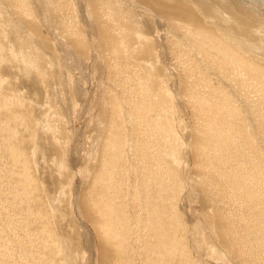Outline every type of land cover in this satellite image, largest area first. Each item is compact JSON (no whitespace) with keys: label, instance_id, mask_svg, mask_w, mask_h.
<instances>
[{"label":"rangeland","instance_id":"374dc122","mask_svg":"<svg viewBox=\"0 0 264 264\" xmlns=\"http://www.w3.org/2000/svg\"><path fill=\"white\" fill-rule=\"evenodd\" d=\"M27 1L0 0V264H264V0Z\"/></svg>","mask_w":264,"mask_h":264},{"label":"bare ground","instance_id":"6f19581e","mask_svg":"<svg viewBox=\"0 0 264 264\" xmlns=\"http://www.w3.org/2000/svg\"><path fill=\"white\" fill-rule=\"evenodd\" d=\"M28 1H29V0H28ZM28 1H27V2H28ZM24 3H25V2H24ZM22 4H23V2H22ZM27 12H28V11H27ZM30 12H31V11H30ZM32 13H33V12H32ZM99 224H100V223H99ZM107 228H108V227H107ZM103 229H104V228H103ZM104 234H105V233H104ZM107 234H108V233H107ZM107 234H106V235H107ZM116 262H117V261H116Z\"/></svg>","mask_w":264,"mask_h":264}]
</instances>
